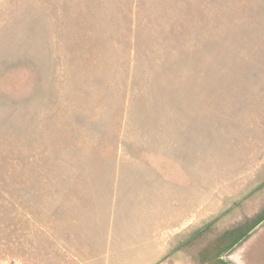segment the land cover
<instances>
[{"label": "rangeland", "instance_id": "374dc122", "mask_svg": "<svg viewBox=\"0 0 264 264\" xmlns=\"http://www.w3.org/2000/svg\"><path fill=\"white\" fill-rule=\"evenodd\" d=\"M0 264H264V0H0Z\"/></svg>", "mask_w": 264, "mask_h": 264}, {"label": "crops", "instance_id": "0c3cea01", "mask_svg": "<svg viewBox=\"0 0 264 264\" xmlns=\"http://www.w3.org/2000/svg\"><path fill=\"white\" fill-rule=\"evenodd\" d=\"M142 169L141 180L123 193L124 202L117 200L114 204L116 212L123 211L127 215L124 220L118 216L113 219L112 231L116 234L117 229H122L127 233L130 239L125 244L136 247L128 251L156 253V168ZM120 224H124L126 229L119 227ZM184 242L183 245L186 244Z\"/></svg>", "mask_w": 264, "mask_h": 264}]
</instances>
